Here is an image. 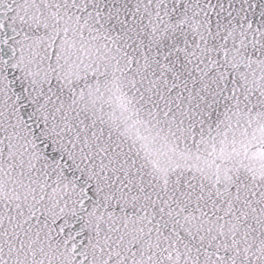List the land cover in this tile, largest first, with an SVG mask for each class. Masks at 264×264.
<instances>
[{
  "label": "snow or ice",
  "instance_id": "obj_1",
  "mask_svg": "<svg viewBox=\"0 0 264 264\" xmlns=\"http://www.w3.org/2000/svg\"><path fill=\"white\" fill-rule=\"evenodd\" d=\"M0 264H264V0H0Z\"/></svg>",
  "mask_w": 264,
  "mask_h": 264
}]
</instances>
